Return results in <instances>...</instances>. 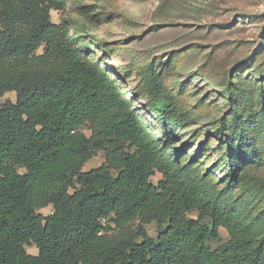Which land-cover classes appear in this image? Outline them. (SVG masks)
<instances>
[{
    "label": "trees",
    "instance_id": "1",
    "mask_svg": "<svg viewBox=\"0 0 264 264\" xmlns=\"http://www.w3.org/2000/svg\"><path fill=\"white\" fill-rule=\"evenodd\" d=\"M65 8L0 0V100L16 94L0 106V264H264L262 212L231 198L251 190V165L264 162V66L225 73L218 88L228 108L186 159L190 142L176 146L175 133L195 120L193 107L144 66L141 92L163 123L154 140L94 60L87 25L72 32L52 22ZM101 154L103 164L83 172ZM48 207L49 216L39 212Z\"/></svg>",
    "mask_w": 264,
    "mask_h": 264
},
{
    "label": "rangeland",
    "instance_id": "2",
    "mask_svg": "<svg viewBox=\"0 0 264 264\" xmlns=\"http://www.w3.org/2000/svg\"><path fill=\"white\" fill-rule=\"evenodd\" d=\"M63 11H52L54 24L66 23L72 32L88 27L94 40V60L107 69L123 87L137 108L149 135L156 141L163 138V123L149 103L148 94L141 92L140 71L153 63L162 72L168 86L181 98L182 105L192 108L195 120L188 127L176 130V146L190 142L186 159L191 158L207 129L227 110L220 93L224 75L236 63L248 62L250 73L264 66V0H65ZM167 3V5H166ZM165 4V6H164ZM163 6V8H162ZM162 8V9H161ZM16 102L14 92L1 100ZM202 102V103H201ZM89 135L90 133L87 132ZM212 151L200 159L199 170L205 173ZM104 155L94 157L83 172L96 169ZM20 170V173H24ZM248 193L232 192L247 211L256 208L264 220V162L252 164ZM223 178L217 169L213 184ZM157 174L152 182L157 184ZM224 184H219L221 190ZM240 196V197H239ZM263 200V203L262 200ZM44 216L52 207L39 211ZM198 213L191 217L198 218ZM156 238V223L147 226ZM222 242L229 239L221 230ZM214 243L213 246H216ZM28 254L38 255L35 246L26 247Z\"/></svg>",
    "mask_w": 264,
    "mask_h": 264
}]
</instances>
